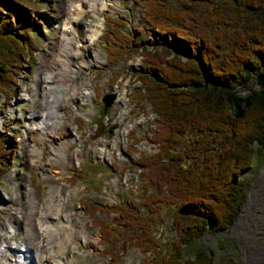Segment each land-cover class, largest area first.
Here are the masks:
<instances>
[{
    "label": "trees",
    "instance_id": "trees-1",
    "mask_svg": "<svg viewBox=\"0 0 264 264\" xmlns=\"http://www.w3.org/2000/svg\"><path fill=\"white\" fill-rule=\"evenodd\" d=\"M139 1L145 32H161L159 48L144 49L134 39L142 30L127 35L125 22L111 17L105 20L106 47L111 64L134 56L145 63L136 76V109L151 106L157 124L154 136L145 140L156 153L140 154L135 164L147 191H153L142 198L157 206L149 217L132 202L108 207L85 199L83 205L95 217L92 226L112 262L132 247L150 255L161 248L151 228L164 222L160 212L170 203L177 238L171 251L153 255L150 264H214L205 250L194 257L186 253L207 231L232 228L246 199L243 175L264 156V90L255 85V75L264 70V0ZM171 2L181 7L172 9ZM37 5L0 0V94L8 101L16 95L21 71L39 51L34 36L43 35V25L34 14L41 11ZM83 122L77 121L80 128ZM9 139L0 131V185L16 152ZM129 139L144 141L135 132ZM97 213L116 217L109 224Z\"/></svg>",
    "mask_w": 264,
    "mask_h": 264
},
{
    "label": "rangeland",
    "instance_id": "rangeland-1",
    "mask_svg": "<svg viewBox=\"0 0 264 264\" xmlns=\"http://www.w3.org/2000/svg\"><path fill=\"white\" fill-rule=\"evenodd\" d=\"M32 1L41 9L38 18L45 26L43 33L46 37L41 34L34 36L39 51L35 53V61L25 66L18 76V86H15L18 104L12 101L8 105L5 97L0 96V130L13 136L9 144L16 150L11 170L1 179L0 222L3 230H7L8 226L9 229L2 234L0 231V243L2 238L9 237V230H18L20 247L33 249V253L30 251L31 260L27 257L28 261L18 264H150L153 255L164 256L171 251V245L177 238L172 228L174 208L170 203H163L160 212L164 222L151 228L161 248H156L154 254L150 255L141 248L132 247L116 262H112L104 255L107 248L101 244V235L92 226L93 220L87 214L83 201L88 199L95 205L109 207L132 202L139 214L149 217L152 216V208L157 206L147 204L146 198H142L150 197L153 191H147L145 176L135 164L140 154L156 153L151 143L145 140L154 136L156 117L152 115L148 103L144 108L136 109L135 94L140 87L136 76L145 63L143 58L134 56L131 60L118 57L110 65L111 56L106 47L108 29L104 19L108 15L113 20L125 19L124 33L127 35L142 30L144 33L135 35L134 39L144 49L159 48L157 42L162 36L161 32L154 29L145 32V14L139 0H105V5H98L97 14L91 6L100 0ZM169 4L172 9L181 7L173 2ZM80 6L85 16L77 19ZM71 15L77 21L69 28V35L74 33V29L86 27L87 36L93 38L94 42L89 47L86 44L84 53H76L78 64L86 69H82L83 76L75 80L83 83L85 91H90L89 95H82V91L76 90L77 103L69 97L75 93L74 87H79L77 82L70 81L75 69L71 72L73 68H67L70 76H63L67 62L58 52L61 49L68 52L69 37H63L66 48L58 43L63 36V23ZM93 32H96V36H93ZM52 57L53 67L50 65ZM59 68L62 72H58ZM51 73L53 81L49 80ZM36 76L39 77L37 82ZM52 82H60L58 85L64 84L68 90L66 94L69 96H65L60 115L64 116L65 121L59 125L52 124V130L43 134L48 133L46 137L36 141L30 134L25 140L27 123L32 118L40 120L44 109H50L55 103L50 88ZM24 92L38 93L39 98L20 103ZM122 92L124 94L119 98ZM105 95H115L116 99L110 108L101 109ZM76 107L80 113L73 112ZM53 114L52 119L57 123L59 114ZM79 119L84 120L83 128L78 127ZM65 127L68 129L63 130ZM32 129L31 133L37 135ZM134 132L136 139L144 141L136 144L130 140ZM47 136H56V139ZM41 142L45 145L43 152ZM35 145L33 154L30 150ZM84 166L86 170L81 173L80 168ZM252 167L249 173L243 175V180L248 182L246 199L234 227L224 233L207 231L199 243L187 251V257H194L198 250H205L212 256L214 264H264V156L260 162L255 160ZM32 196H36L39 207L34 219L37 222L34 223V236L27 232L30 226L24 225L30 219L29 215L33 214L30 204ZM44 214L49 220L42 218ZM73 215L75 222L80 218V224L71 222ZM97 217L112 224L116 216L98 213ZM9 239L6 246H10L16 238ZM13 255L15 259L20 257L18 251L7 252L0 256V264H13L7 261Z\"/></svg>",
    "mask_w": 264,
    "mask_h": 264
},
{
    "label": "bare ground",
    "instance_id": "bare-ground-1",
    "mask_svg": "<svg viewBox=\"0 0 264 264\" xmlns=\"http://www.w3.org/2000/svg\"><path fill=\"white\" fill-rule=\"evenodd\" d=\"M101 1V0H100ZM97 4H99L97 1H96V3L93 5V6H91V8H92V10L94 11V13H96L97 14V12H99L98 10H99V7H98V5ZM102 5H105V4H102ZM77 14L78 15H80L79 16V18H77V19H82L84 16H85V12L84 11H82V9H81V6L77 9ZM74 19H75V17L74 16H70L69 18H67V19H65V22L63 23V27H62V31H63V36L60 38V40H59V43H58V45L59 46H61V47H63V46H65L64 48H66V45L64 44V42H63V37H69L68 39V44H69V48H68V52L66 51V53L65 52H63L62 51V49L59 51L58 50V52L59 53H61L62 54V56H63V58L65 59V63L67 62V65H64V72H62V71H60V68H59V70H58V72H62L63 73V76H65L66 78L67 77H69L70 75H69V73L68 72H70V71H66V69L67 68H73L72 70H71V72L75 69V73L73 74L74 75V77H73V79H70V81H72L73 83H75V82H77V86H79V87H74V89H75V93H73V94H71L70 96H69V94H66V92L68 91L67 89H66V87L64 86V84H60V85H58V84H54L53 82V85H52V87H50L51 89H52V91H51V93H52V99L55 101V103H51L52 104V106H50V109L48 108V109H44L45 111L43 112L44 113V118H42L41 120H35L34 118H32L31 120H30V122H29V125H28V127H26V129L28 130V132H30L29 133V135L30 134H32V135H34L33 133H31V130H30V123H31V127H33L34 129H32V130H42V132H39V134L40 133H42V135L40 136V137H46V135H48V133L46 134V135H43V134H45L46 133V131H47V127H44V126H40V127H38V126H36V125H42V124H44V122L43 121H45V120H48V122H49V130L50 129H52V124H55V125H59V123L61 124V122H62V124L64 123V121H65V119H64V116H60V115H62V113H61V106L65 103V96H69V97H71V100L72 101H74V102H76L77 101V94H76V90H79V91H82L81 92V94L82 95H89L90 93V91L89 90H86L85 91V89H84V85H83V83L81 82H78L77 80H78V78H80V77H82L83 76V72H81V70L82 69H86V67H84V66H80L79 64H78V60H77V58H76V53H78V52H80V53H84L85 52V48H87L86 47V44H87V46L89 47V46H92L93 45V38H89L88 36H87V33H88V30L86 29V27H83V28H81V29H79V30H76V29H74V33H72V35L70 36L69 35V28L70 27H72V26H74V23H75V21H77V19L74 21ZM80 31V32H79ZM94 33V32H93ZM93 36H96V32L93 34ZM73 37H75V38H73ZM73 38V39H72ZM83 40V41H81L80 42V40ZM80 43L83 45V46H81L80 45ZM89 43V44H88ZM66 50V49H65ZM84 51V52H83ZM58 53V54H59ZM55 54V53H54ZM57 54V55H58ZM61 57V56H60ZM53 62H54V59H53V57H52V59H51V62H50V65H51V67H53L52 65H53ZM90 64V63H89ZM52 77V73L49 75V80L50 81H53V78H51ZM75 79H77V80H75ZM80 80V79H79ZM56 83V82H55ZM69 88V87H68ZM57 90V91H56ZM123 90V89H122ZM53 91H56V95H55V92H53ZM74 91V90H73ZM123 92L122 93H120V95H119V98H121L122 96H123ZM58 95V96H57ZM68 101V100H67ZM77 103V102H76ZM53 112V113H55V114H59V117H58V119H59V121L57 122V123H55L54 122V119H52V117L50 116V112ZM74 113H76V112H79V109H78V107H76V109L73 111ZM61 113V114H60ZM80 113V112H79ZM41 117H43V116H41ZM38 123V124H37ZM126 129V128H125ZM28 132H27V134H28ZM38 140V139H37ZM40 141V140H39ZM42 143V142H41ZM41 146H42V150H41V152L44 150V148H43V146H44V144L42 143L41 144ZM52 156L55 158V155H53L52 154ZM31 201V210H32V212H33V214H30L29 216H30V219L29 220H27V223H24V225L25 226H27V227H29L30 226V228L28 229L29 231H27L28 233H30V235H33L34 236V232H35V230H34V228H35V226H34V223H35V221H34V219H35V217L37 216V209H39V207H38V200H37V198H36V196H32V200H30ZM39 214V213H38ZM43 219H46V220H49V218L44 214L43 215V217H42ZM63 218V217H62ZM71 219H72V223L73 222H75V219H74V215L71 217ZM36 220V219H35ZM59 221H60V223H61V216L59 215ZM68 222V221H67ZM37 223V222H36ZM35 223V224H36ZM55 223V222H54ZM70 223V222H69ZM75 223H78V224H80V218H77L76 219V222ZM62 225V224H61ZM42 228H39V231H42L41 230ZM0 231L1 232H3L4 230L2 229V226H1V223H0ZM38 231V230H37ZM7 235L9 236V237H5L4 239H9V238H11V237H14V236H18V232L16 231V230H14V229H11V230H9L8 232H7ZM37 235H38V232H37ZM14 245V246H13ZM13 245H10L11 246V248H13L12 250H14V248H16L17 250H18V248H19V246L17 247V244L16 243H13ZM5 246L4 245H2V246H0V250H2L3 248H4ZM18 251H20V250H18ZM42 253V252H41ZM20 259L22 258L21 256L19 257ZM26 260L28 261V258L26 257ZM70 260V259H69Z\"/></svg>",
    "mask_w": 264,
    "mask_h": 264
},
{
    "label": "water",
    "instance_id": "water-1",
    "mask_svg": "<svg viewBox=\"0 0 264 264\" xmlns=\"http://www.w3.org/2000/svg\"><path fill=\"white\" fill-rule=\"evenodd\" d=\"M256 77V89L258 90H264V70L261 71L260 73H258L257 75H255ZM114 100H115V96L114 95H111V96H106L104 99H103V102L105 104V109L106 108H110L112 106V104L114 103ZM242 212V210H241ZM241 212H240V215H241ZM239 217V215H238ZM238 217L236 218V221L238 219ZM235 221V223H236ZM234 223V225H235ZM234 225L232 226V228L234 227ZM213 226L210 228V230H212Z\"/></svg>",
    "mask_w": 264,
    "mask_h": 264
}]
</instances>
